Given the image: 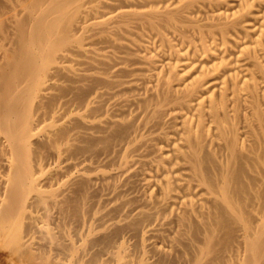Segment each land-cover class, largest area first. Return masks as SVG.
Returning <instances> with one entry per match:
<instances>
[{
  "label": "bare ground",
  "instance_id": "6f19581e",
  "mask_svg": "<svg viewBox=\"0 0 264 264\" xmlns=\"http://www.w3.org/2000/svg\"><path fill=\"white\" fill-rule=\"evenodd\" d=\"M0 264H264V0H0Z\"/></svg>",
  "mask_w": 264,
  "mask_h": 264
}]
</instances>
